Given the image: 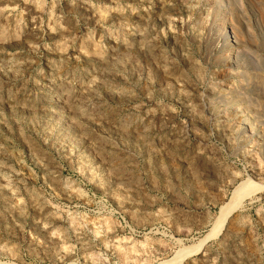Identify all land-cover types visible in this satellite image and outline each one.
<instances>
[{
	"label": "rangeland",
	"instance_id": "374dc122",
	"mask_svg": "<svg viewBox=\"0 0 264 264\" xmlns=\"http://www.w3.org/2000/svg\"><path fill=\"white\" fill-rule=\"evenodd\" d=\"M176 1L0 0V264H264V0Z\"/></svg>",
	"mask_w": 264,
	"mask_h": 264
},
{
	"label": "bare ground",
	"instance_id": "6f19581e",
	"mask_svg": "<svg viewBox=\"0 0 264 264\" xmlns=\"http://www.w3.org/2000/svg\"><path fill=\"white\" fill-rule=\"evenodd\" d=\"M176 1V0H174ZM179 1V0H178ZM200 1V0H199ZM198 1V2H199ZM261 1V0H260ZM157 2V1H156ZM177 2V1H176ZM176 2H163V4H159L160 7H156V12H153L154 17L156 16L155 19H162L161 15L163 14H171L172 18L173 16L177 15V12L179 11V8H176V6H180L181 3H176ZM183 2V1H181ZM257 2V1H256ZM183 4V3H182ZM181 4V5H182ZM197 4V3H196ZM258 4V3H256ZM184 5V4H183ZM188 6V5H187ZM185 7V6H184ZM190 7V5H189ZM204 7V6H203ZM187 8V7H185ZM184 8V9H185ZM193 8V7H192ZM201 8V6H200ZM205 8V7H204ZM189 10V8H187ZM195 9V8H194ZM199 9V7H198ZM211 9V8H210ZM222 9V8H221ZM205 10V9H204ZM185 11V10H184ZM198 11V10H197ZM202 11V10H201ZM209 11V10H208ZM258 14L257 15V26H259L260 28L262 26H264V3L259 5V9L257 10ZM189 12V11H188ZM212 12V11H211ZM182 13V12H181ZM199 13V11H198ZM205 13V12H204ZM166 14V15H167ZM189 14V13H188ZM208 14V13H206ZM215 14V13H214ZM181 15V14H180ZM217 15V14H216ZM168 16V15H167ZM202 16V15H201ZM204 16V15H203ZM202 16V18H203ZM214 16V15H213ZM226 16V15H225ZM232 16V15H231ZM163 17H165L163 15ZM170 17V16H169ZM168 17V19L170 20V18ZM204 17H207L204 16ZM218 17V16H217ZM230 17V16H228ZM150 18V17H149ZM171 18V19H172ZM197 18V17H196ZM209 18V17H208ZM214 18V17H213ZM212 18V20H213ZM236 18V17H235ZM167 19V20H168ZM175 19V18H173ZM205 19V18H204ZM219 19V18H218ZM232 17L229 19H225L223 21H221V26L223 27V29L226 31V33H229V38L231 35H234L231 37V41H230V47H229V51L230 54H228L227 56H229L228 61H234V65L235 64H240V67L245 68L246 66H248V64L251 62L250 60H252V64L254 65L257 73H256V77H255V81L253 84L254 87V93L256 94V104L259 106L258 108H262L264 107V41L263 40H259L261 41L258 45H257V56H249L248 52H246V50L244 48L245 47V35L247 28L243 23H236L235 21L231 20ZM166 20V19H165ZM168 20V21H169ZM196 20V19H195ZM199 20V18H198ZM207 20V18H206ZM211 20V19H210ZM210 20L208 21L210 23ZM155 21V20H154ZM157 21V20H156ZM188 21V20H187ZM192 21V20H191ZM214 21V20H213ZM163 22V21H162ZM160 22V23H162ZM164 23V22H163ZM186 23V22H185ZM190 23V22H188ZM207 23V22H206ZM215 23V21H214ZM182 25V24H181ZM187 25V23L185 24ZM213 25V24H212ZM247 25V24H246ZM248 26V25H247ZM182 27V26H181ZM250 27V26H249ZM250 29V28H248ZM263 29V28H261ZM230 31H233V33H230ZM249 31V30H248ZM260 31V30H259ZM238 34V35H237ZM263 34V33H262ZM207 36V35H206ZM249 36V35H248ZM262 36V35H261ZM247 37V36H246ZM245 38V39H244ZM261 38V37H260ZM249 39V38H248ZM258 42V41H257ZM229 46V45H228ZM248 46V45H247ZM247 49V48H246ZM247 55H246V53ZM244 57L245 56H249L250 60L248 59V57ZM249 74V73H248ZM248 74L246 75V77H248ZM247 82V81H246ZM232 89V88H230ZM234 90V89H233ZM233 90L231 93H233ZM231 91V90H230ZM229 91V93H230ZM228 93V92H227ZM230 95V94H229ZM232 98V97H231ZM236 102V101H234ZM238 102V101H237ZM240 103V102H238ZM237 104V103H236ZM239 105V104H238ZM236 106V105H235ZM240 106V105H239ZM240 110V109H239ZM262 111V110H261ZM264 111V110H263ZM258 188V184L256 185L254 182H251L250 180L247 181H243L241 182L238 186L235 187V189L232 192L231 198L229 199V201L225 202L222 207L220 208V211L218 213V215L216 216L215 222L213 227L211 228L210 232H208L204 237H202L199 242L197 244H195L194 246H190V247H185L183 249H180V251L178 252V257L177 260H174L175 262L180 261L184 256L191 254L193 252H199L201 247L203 246V244L213 235H215L216 233H218L219 231L222 230L225 222L227 221V218L231 215V213L235 210V208H237L239 205H241L243 199L248 196L251 195L256 189ZM169 262V260H168ZM173 262V261H172ZM166 264V263H164ZM168 264V263H167Z\"/></svg>",
	"mask_w": 264,
	"mask_h": 264
},
{
	"label": "clouds",
	"instance_id": "9594fccd",
	"mask_svg": "<svg viewBox=\"0 0 264 264\" xmlns=\"http://www.w3.org/2000/svg\"><path fill=\"white\" fill-rule=\"evenodd\" d=\"M45 227H47V225H45Z\"/></svg>",
	"mask_w": 264,
	"mask_h": 264
}]
</instances>
